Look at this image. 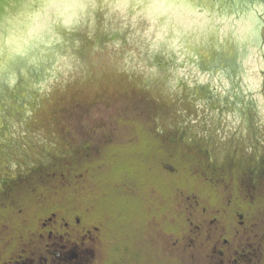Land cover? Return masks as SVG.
I'll return each mask as SVG.
<instances>
[{
    "label": "water",
    "instance_id": "water-1",
    "mask_svg": "<svg viewBox=\"0 0 264 264\" xmlns=\"http://www.w3.org/2000/svg\"><path fill=\"white\" fill-rule=\"evenodd\" d=\"M145 89L179 140L264 170V0H0V191L65 149L44 116Z\"/></svg>",
    "mask_w": 264,
    "mask_h": 264
},
{
    "label": "rangeland",
    "instance_id": "rangeland-1",
    "mask_svg": "<svg viewBox=\"0 0 264 264\" xmlns=\"http://www.w3.org/2000/svg\"><path fill=\"white\" fill-rule=\"evenodd\" d=\"M44 116L63 135L61 157H82L87 167L69 190L81 193V199L69 203L82 205L80 213L88 225L79 221L67 232H91L95 221H103L104 228L97 231L102 238L99 250L96 244L83 247L107 259L99 264H110L113 252L126 257L127 264H142V258H156L159 237L165 238V249L169 239L188 237L190 175L203 168L194 166L192 157L205 164L223 162L210 148L179 140L174 123L148 109L145 89L93 85L50 103ZM143 140L147 145L142 149ZM123 164L126 172L116 175L114 169ZM57 187L52 186L56 192ZM14 229L0 228V238ZM111 238L124 241L113 245ZM180 242L178 252H184L187 240Z\"/></svg>",
    "mask_w": 264,
    "mask_h": 264
},
{
    "label": "flooded vegetation",
    "instance_id": "flooded-vegetation-1",
    "mask_svg": "<svg viewBox=\"0 0 264 264\" xmlns=\"http://www.w3.org/2000/svg\"><path fill=\"white\" fill-rule=\"evenodd\" d=\"M192 158L194 166L203 168L190 175L188 237L169 239L166 249L162 246L165 238L159 237L156 258H142V264H264V170L259 162L217 165L205 164L197 155ZM83 169L87 167L82 157H61L0 191V228H15L9 237L0 238V264H99L107 260L83 249L90 243L99 250L102 238L97 231L104 228L103 221L92 224L96 237L83 229L75 230L73 236L67 232L69 225L77 226L79 221L88 225L80 213L82 205L69 203L81 199V193L69 190L82 178ZM53 185H59L57 192ZM110 240L113 245L124 241ZM181 240H187L184 252H178ZM108 261L127 264V258L121 259L117 252Z\"/></svg>",
    "mask_w": 264,
    "mask_h": 264
},
{
    "label": "trees",
    "instance_id": "trees-1",
    "mask_svg": "<svg viewBox=\"0 0 264 264\" xmlns=\"http://www.w3.org/2000/svg\"><path fill=\"white\" fill-rule=\"evenodd\" d=\"M144 135V138L146 137V134H143ZM142 137V136H141ZM142 144H140V147L143 149L144 145H147V143L145 142L144 143V140L141 142ZM126 165L123 164V165H120L117 169H114L116 172L115 174L118 175V174H122L123 173V170L124 172H126Z\"/></svg>",
    "mask_w": 264,
    "mask_h": 264
}]
</instances>
